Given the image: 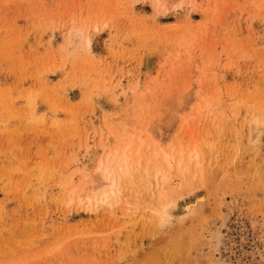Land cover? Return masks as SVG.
Wrapping results in <instances>:
<instances>
[{
	"label": "rangeland",
	"instance_id": "obj_1",
	"mask_svg": "<svg viewBox=\"0 0 264 264\" xmlns=\"http://www.w3.org/2000/svg\"><path fill=\"white\" fill-rule=\"evenodd\" d=\"M0 264H264V0H0Z\"/></svg>",
	"mask_w": 264,
	"mask_h": 264
},
{
	"label": "bare ground",
	"instance_id": "obj_2",
	"mask_svg": "<svg viewBox=\"0 0 264 264\" xmlns=\"http://www.w3.org/2000/svg\"><path fill=\"white\" fill-rule=\"evenodd\" d=\"M168 158H169V157H168ZM112 184L114 185V181H113ZM113 185H112V186H113ZM113 187H114V186H113ZM115 188H117V187H115ZM105 196H106V195H105ZM105 198H107V196H106ZM200 198H201V197H200ZM89 201H92V199L90 198ZM197 202H198V201H197ZM201 202H202V201H201ZM195 204H196V202H195ZM193 206H194V205H193ZM155 207H156V206H155ZM157 208H158V207H157ZM195 208H196V207H195ZM190 209H191V208H190ZM184 210H185V209H184ZM186 211H187V210H186ZM156 212H157V211H156Z\"/></svg>",
	"mask_w": 264,
	"mask_h": 264
}]
</instances>
